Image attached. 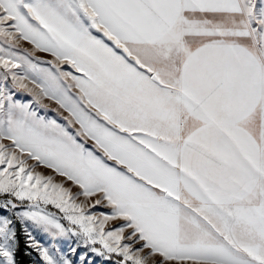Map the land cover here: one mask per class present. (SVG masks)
Returning <instances> with one entry per match:
<instances>
[{
  "label": "snow or ice",
  "instance_id": "6c2138e0",
  "mask_svg": "<svg viewBox=\"0 0 264 264\" xmlns=\"http://www.w3.org/2000/svg\"><path fill=\"white\" fill-rule=\"evenodd\" d=\"M0 37L50 53L47 75L71 81L41 87L64 123L0 88V193L39 209L21 219L116 264H264V0H0ZM19 59L0 48L6 73ZM25 79L12 73L31 92ZM102 202L110 214H87ZM10 224L0 264H15ZM28 235L45 264H72Z\"/></svg>",
  "mask_w": 264,
  "mask_h": 264
},
{
  "label": "rangeland",
  "instance_id": "374dc122",
  "mask_svg": "<svg viewBox=\"0 0 264 264\" xmlns=\"http://www.w3.org/2000/svg\"><path fill=\"white\" fill-rule=\"evenodd\" d=\"M259 3V2H258ZM94 34L100 35L95 33ZM0 48H3L5 52H11L20 59L16 62L20 65L17 68H13L10 72L6 73L5 69L0 66V88H6L10 93L13 94V99L20 103L30 104L32 109L35 110L39 115L46 116L47 118L56 119L59 123H64L62 110L55 103L54 100L48 99L43 96L41 87L47 88L49 91H55L61 85L71 83L70 80L61 79L59 82L52 80L47 74L49 70L55 72L52 66L54 58L50 53L37 51L32 44L28 41L19 39L18 41L6 42L3 37H0ZM30 61L31 63H28ZM60 68L62 71H71L74 75H80L68 64H61ZM12 73H15L18 77H26L24 83L28 85V89H22L16 86L12 80ZM7 74V79L4 76ZM75 92V89H72ZM36 98L41 100L40 104L36 103ZM43 105V106H42ZM8 144L10 142L5 141ZM91 147V145H89ZM36 162L29 160L28 165H35ZM3 167V166H0ZM35 172H40L44 175H52L54 181L57 183H63L66 188H71L73 193L79 191V189L73 186L71 181H66V178L56 176L50 169L43 166H37L33 169ZM98 197L85 198L82 195L78 197L77 203H86L91 205ZM6 200H11L16 207L12 208L9 206L7 209L0 208V219H8L11 221L9 227L15 232L16 246L13 249L15 264L17 262V250L22 251V261L24 264H45L40 251L36 247L30 246L29 235L31 238L40 245L42 248H47L54 258L59 259L61 256L70 260L72 264H81L80 256L86 255L88 264H116L117 260L122 259L115 253L106 254L100 256L95 252L91 251V247L85 246L81 237L72 235H54V229L51 231L45 230L44 226L39 225L31 219H21L18 213L25 211H38L39 209L31 208V205L36 203L35 201H29L27 199L21 201L9 194L0 193V204H3ZM40 209L44 212H50L62 223L66 228H72L70 222L64 218V214L60 212L52 204L40 203ZM112 209L107 206L106 202H102L95 207L86 208L87 214H90L98 219H102L103 215L110 214ZM122 221H109L106 225L107 228H114L121 224ZM75 247L76 253H73L71 249ZM95 247L100 248L97 244ZM21 261V260H20Z\"/></svg>",
  "mask_w": 264,
  "mask_h": 264
},
{
  "label": "trees",
  "instance_id": "16d2710c",
  "mask_svg": "<svg viewBox=\"0 0 264 264\" xmlns=\"http://www.w3.org/2000/svg\"><path fill=\"white\" fill-rule=\"evenodd\" d=\"M16 256H17V262H18L19 264H24V261H22V259H21L22 256H23V255H22V251H21V249H18V250H17V255H16ZM20 260H21V261H20Z\"/></svg>",
  "mask_w": 264,
  "mask_h": 264
},
{
  "label": "crops",
  "instance_id": "0c3cea01",
  "mask_svg": "<svg viewBox=\"0 0 264 264\" xmlns=\"http://www.w3.org/2000/svg\"><path fill=\"white\" fill-rule=\"evenodd\" d=\"M259 2V0H257V3Z\"/></svg>",
  "mask_w": 264,
  "mask_h": 264
}]
</instances>
